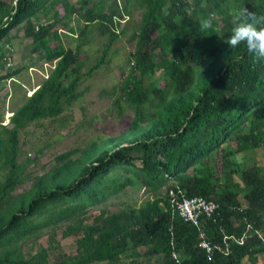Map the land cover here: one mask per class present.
<instances>
[{
	"label": "trees",
	"instance_id": "trees-1",
	"mask_svg": "<svg viewBox=\"0 0 264 264\" xmlns=\"http://www.w3.org/2000/svg\"><path fill=\"white\" fill-rule=\"evenodd\" d=\"M60 2L65 19L77 14L83 20L78 44L98 25L110 34L88 69L64 47L52 48L44 40L61 21L57 11L48 27L36 31L30 19L41 0H17L10 8L0 0V42L10 28L26 22L28 36L46 49L45 62L54 64L11 117L6 162L12 174L20 128L69 109L87 91L86 80L109 72L124 40L136 42L133 53L126 52L135 67L120 83L110 113L84 122L93 128L84 143L56 156L58 165L39 177L28 195L4 205L15 189L10 179L16 177L0 185V248L7 247L0 264H53L28 259L21 250L19 242L43 227L27 222V216L67 197L101 202L108 196L99 195L104 176L138 159L146 185L159 188L164 180L170 188L179 185L188 197L218 203L217 212L195 225L181 216L169 193L139 207L101 211L89 227L82 220L70 225L85 243L59 264H178L174 252L182 264H264V239L258 234L264 237V169L259 155L253 156L264 147V64H254L242 47L224 43L235 26V12L245 6L264 15V0H52L50 5ZM137 10H142L140 21L133 19ZM209 17L213 28L201 33L200 20ZM126 108L131 118H122ZM87 205H62L48 216L57 223ZM245 233L242 244L231 240L227 253L215 251L210 258L199 246L203 238L216 244ZM126 258L132 259L125 263Z\"/></svg>",
	"mask_w": 264,
	"mask_h": 264
},
{
	"label": "rangeland",
	"instance_id": "rangeland-1",
	"mask_svg": "<svg viewBox=\"0 0 264 264\" xmlns=\"http://www.w3.org/2000/svg\"><path fill=\"white\" fill-rule=\"evenodd\" d=\"M16 1L6 0V3L10 8L15 6ZM51 1L41 0L40 7L30 21L38 31L40 27L49 26L57 11L61 21L48 32L44 40L52 48L64 47L76 59L83 61L85 69H88L98 61L99 51L108 40L109 32L104 31L99 25L90 28L87 35L78 44L77 37L82 30L83 20L79 19L77 14L71 19H65L62 2L53 8L50 5ZM133 19L140 21L142 10L134 11ZM25 24L26 22L10 28L7 38L0 42V185H5L9 176L16 177L10 179L15 183V189L11 191V196L9 191L3 202L4 205L28 195L33 190L38 178L58 165L56 156L75 150L84 143L93 128L84 127L82 124L91 121L92 118H102L110 113L120 83L135 67L134 59L129 56V53H133L136 42L124 40V45H117L119 55L109 72L103 71L94 78L85 81V85L89 84V86L82 98L76 100L69 109L54 119H35L20 128L15 160L17 171L12 174L10 172L11 165L6 162L11 158V153L7 151L6 146L9 136L7 131L12 127L11 117L27 101V98L44 83L54 66L52 63L45 62L46 49L43 48V44L34 43L33 39L28 36ZM119 30L120 27H116V31ZM57 35L59 38L56 37ZM114 48L112 47L110 50ZM126 52L129 54L128 56ZM10 56L12 65L5 59ZM158 75H154V78L157 79ZM122 115V118H131L133 112L126 108ZM254 155H259L258 162L264 169V147L259 148ZM83 158L82 155L81 159ZM254 162L257 161L251 162L249 167L255 164ZM237 174L238 181L241 186H244L242 172ZM146 179V171L142 169L141 161L138 159L132 165L116 166L104 176L99 195L107 193L108 196L101 202L91 204L85 196L67 197L56 203H48L37 215L27 216V222H38L43 227L19 242L25 257L59 264L85 243V237L81 231H73L70 228L73 223L78 224L79 220H82L83 227H89L94 222V217L96 218L101 211L115 212L130 206L139 207L155 197L168 193L170 182L164 180L162 186L154 188L152 185L145 184ZM123 183H125L124 187L115 192L114 189ZM81 202H86L88 205L78 211L74 217L54 223V218L48 216L62 205L75 206ZM6 248L1 247L0 254ZM134 255L138 256L137 252H134ZM131 259L126 258L124 262L128 263Z\"/></svg>",
	"mask_w": 264,
	"mask_h": 264
},
{
	"label": "clouds",
	"instance_id": "clouds-1",
	"mask_svg": "<svg viewBox=\"0 0 264 264\" xmlns=\"http://www.w3.org/2000/svg\"><path fill=\"white\" fill-rule=\"evenodd\" d=\"M212 28L211 17L200 20L201 33ZM224 43L231 49L242 47L254 64H264V15L258 16L255 11H249L245 6L240 7L235 12V26Z\"/></svg>",
	"mask_w": 264,
	"mask_h": 264
},
{
	"label": "built area",
	"instance_id": "built-area-1",
	"mask_svg": "<svg viewBox=\"0 0 264 264\" xmlns=\"http://www.w3.org/2000/svg\"><path fill=\"white\" fill-rule=\"evenodd\" d=\"M5 59L9 61L10 65H12L11 56L5 57ZM168 192L170 194L171 202L173 203L174 207L179 210L181 216L186 221L192 222L195 225H198L200 223V219L202 216H212L217 212L216 210L219 208L218 203L209 201L202 196H186L179 185L171 187ZM258 234L264 239L261 233L258 232ZM247 237V233L240 237L232 234L226 236L223 243L216 244H211L208 240L203 238L199 246L206 251L208 257L210 258L214 255L215 251H222L227 253L229 249V242L231 240L242 244ZM173 254L178 264H182L180 258H178V254L175 252Z\"/></svg>",
	"mask_w": 264,
	"mask_h": 264
}]
</instances>
